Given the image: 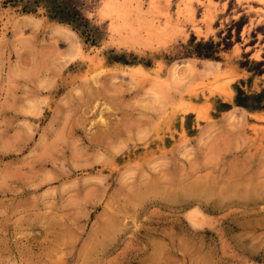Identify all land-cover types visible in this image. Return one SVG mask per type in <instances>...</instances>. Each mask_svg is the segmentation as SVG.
Listing matches in <instances>:
<instances>
[{
  "label": "rangeland",
  "instance_id": "rangeland-1",
  "mask_svg": "<svg viewBox=\"0 0 264 264\" xmlns=\"http://www.w3.org/2000/svg\"><path fill=\"white\" fill-rule=\"evenodd\" d=\"M0 264H264V0H0Z\"/></svg>",
  "mask_w": 264,
  "mask_h": 264
},
{
  "label": "clouds",
  "instance_id": "clouds-1",
  "mask_svg": "<svg viewBox=\"0 0 264 264\" xmlns=\"http://www.w3.org/2000/svg\"><path fill=\"white\" fill-rule=\"evenodd\" d=\"M103 3V0H100V6L102 5ZM71 31L72 29L67 26ZM73 32V31H72ZM78 39H80L78 37V35L73 32ZM64 44L67 45V47L69 46L67 43L65 42H62ZM192 59H186V60H183V61H176V62H173L170 66L169 65H166V71H165V75L164 76H171V79L173 82L177 83V84H184L187 80L188 77H191L193 74H194V68L192 66L191 63H188V61H191ZM200 61V60H198ZM212 64H217V63H213V62H210ZM199 68L200 70H203V63H201L199 65ZM242 111H245L244 109H242Z\"/></svg>",
  "mask_w": 264,
  "mask_h": 264
},
{
  "label": "bare ground",
  "instance_id": "bare-ground-1",
  "mask_svg": "<svg viewBox=\"0 0 264 264\" xmlns=\"http://www.w3.org/2000/svg\"><path fill=\"white\" fill-rule=\"evenodd\" d=\"M125 8V7H124ZM125 11V10H124ZM142 28V27H141Z\"/></svg>",
  "mask_w": 264,
  "mask_h": 264
}]
</instances>
